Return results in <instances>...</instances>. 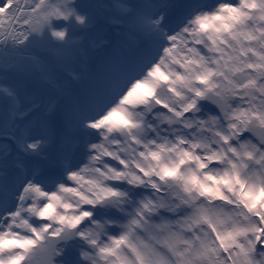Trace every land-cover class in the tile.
<instances>
[{
	"label": "snow or ice",
	"instance_id": "obj_1",
	"mask_svg": "<svg viewBox=\"0 0 264 264\" xmlns=\"http://www.w3.org/2000/svg\"><path fill=\"white\" fill-rule=\"evenodd\" d=\"M0 264H264V0H0Z\"/></svg>",
	"mask_w": 264,
	"mask_h": 264
}]
</instances>
